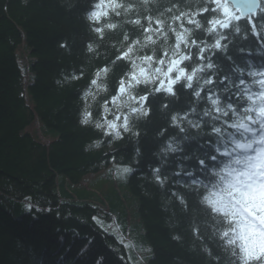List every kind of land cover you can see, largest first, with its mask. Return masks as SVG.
I'll list each match as a JSON object with an SVG mask.
<instances>
[{
	"label": "trees",
	"instance_id": "obj_1",
	"mask_svg": "<svg viewBox=\"0 0 264 264\" xmlns=\"http://www.w3.org/2000/svg\"><path fill=\"white\" fill-rule=\"evenodd\" d=\"M98 3L101 0H0V264H137L131 257H136L132 230L138 227L151 248L140 264H244L239 239L229 245L221 234L231 220L212 211L205 199L215 198L213 193L224 187L215 173L229 158L216 153L218 159L208 171L198 161L223 148V142L231 149V137L251 136L229 127L237 119L231 112L227 117L214 111L205 117L203 112L211 109L209 91L220 96L222 106L233 103L240 115L252 106L245 91H262L257 81L264 80L259 75L264 72V0L245 16L221 0L228 17L214 0H104L102 9L95 7ZM93 11L108 14L86 20L85 13ZM225 18L231 20L229 28L217 26L216 32L226 36L222 44L227 48L210 50L217 67L201 76L214 75L215 83L204 87L202 99L193 96L195 82L185 89L182 81L174 86L176 96L163 91L148 95L147 117L129 118V109L120 108L117 97L131 61L117 56L132 41L143 42L151 34L157 44L131 55H151L155 47L160 58V32L174 44L169 26L181 30V24L193 30L190 39L213 43L216 34L204 29L211 26L208 21ZM189 19L202 27L196 29ZM157 20L164 21L162 27ZM149 23L160 32L146 33ZM109 24L116 27H106ZM192 52L193 60L185 62L189 70L200 63L198 49ZM210 52L204 54V63ZM104 68L110 71L97 77ZM241 79L245 84H239ZM101 85H107V91ZM148 92L140 86L137 95ZM259 103L257 98L255 106ZM192 108L196 111L189 118L201 127L183 122L186 131L181 132L172 125L171 115ZM125 116L130 131L122 127ZM213 126L220 127L221 134L213 133ZM169 142L175 151L168 150ZM121 163L133 169L126 192L136 196L137 227L130 224L118 188L111 196L96 192L89 197L75 195L67 185L68 178L80 181L87 173ZM58 174L67 177L57 180Z\"/></svg>",
	"mask_w": 264,
	"mask_h": 264
},
{
	"label": "snow or ice",
	"instance_id": "obj_2",
	"mask_svg": "<svg viewBox=\"0 0 264 264\" xmlns=\"http://www.w3.org/2000/svg\"><path fill=\"white\" fill-rule=\"evenodd\" d=\"M214 2L217 4L219 8L223 9V12L225 14V17H228V8L225 4L221 3V0H214ZM104 0H101V3L96 4L97 9H102L104 7ZM111 7H119L120 5L117 4H110ZM207 11V9H205ZM108 13L106 11H93L90 13L91 17L99 20L101 16L107 15ZM180 17H176L175 20H179ZM239 19V18H237ZM151 21V18H149ZM189 23H194L196 29H200L201 27H197V24H200L198 21H193L189 19ZM135 24H140V20L134 21ZM158 25H161V22L159 20L156 21ZM208 23L211 25L210 27L206 28L210 31H204L207 34H216V38L214 39L213 43H208L206 40L197 41L196 39H190V36L185 43H178L177 37L175 35V32L172 31L175 35V43L173 45H176L180 50L184 52L185 55L189 54V51L191 52L190 60H186L188 62H191L193 60V52L192 49L196 48L198 49V52L196 53V60L200 61V63H194V65H199L202 69L201 73L205 72L206 70H212L215 67H217L211 60V56L214 55V52H210V50L215 49L217 51L226 50L227 45L222 44V41L226 39V36L221 35L219 32H216L217 26H219L221 29H228L231 23V20L229 18L225 19H212L208 21ZM201 25V24H200ZM180 26V31L183 32V29H190L185 28L183 24ZM109 28H114L116 25L109 24L107 25ZM176 30L175 28H172ZM192 30V29H190ZM97 32H100L101 29H96ZM146 33H152V32H160V29H152L151 23H149V27L147 29H144ZM193 31V30H192ZM235 31L238 33L240 31L238 26H235ZM253 31L254 34H256L258 37L260 33H255V26L253 25ZM127 36V35H126ZM152 37L151 34L146 35L144 37L143 42L139 39L132 41L131 44H129L127 50L123 53H121L119 56H117V60H129V57H133V54L135 51H137L141 44H148V38ZM128 40V36L127 39ZM193 41L195 43H193ZM185 44L188 45V47H185ZM210 52V55L207 58V63H204L205 61V53ZM147 56V55H144ZM162 57L167 59V56L163 53ZM131 61V60H129ZM183 61L179 67L185 68L187 67L185 65V62ZM132 63V61H131ZM185 65V66H182ZM191 67V68H192ZM188 68V67H187ZM104 71H107V68L102 69ZM258 73L256 72H250L249 75L255 76ZM177 75V72L175 70L169 72V76L172 78H175ZM259 75H264V72L259 73ZM203 78V77H202ZM224 79H221V83H223ZM203 80H210V83L204 85H213L215 83L214 75L208 76L207 78H203ZM165 84L168 83V79H165L163 81ZM186 81H183V87L184 83ZM195 80L193 81L194 85ZM92 85H97V80L93 79L91 81ZM159 83V81H158ZM196 83V82H195ZM257 83L260 84L262 91L258 94H249L247 91H245V96L249 101H252V106L245 107L243 109V115H240L237 107L229 102L225 106H222L221 104V98L219 95H217L214 91H209L207 94V101L210 103V99H214L216 97H219V106L218 108H223V111H220L218 109L212 110L209 115L212 114V112H216L219 114H222V116L227 117L229 115V112L233 114V116L237 117L236 120L231 122L229 124V127L236 129V131H239L242 133H251V137L243 136L242 139H236L234 137H231V150H229V146L226 142L223 146V151L221 152V149L219 147H216L214 152L211 154H206L204 159H201L198 161V165L204 169V171H208L209 168L212 165V162L217 161L218 156L216 153H219L221 157H228L229 159L227 162H223V167L221 168L220 172H216L215 175L219 176L220 180L223 182L224 187L221 189L219 193H213V196L215 198H209L205 197L207 202L212 206V211L217 213H223L224 218L230 219L231 222L228 224L227 228L222 231V236L228 239V244L232 245L235 243V240L238 238L240 241L239 248L242 255L239 256V259L244 261V264H252V262H255V264H264V80L257 81ZM180 84V83H178ZM197 84V83H196ZM239 84L243 85L245 84V81L241 79L239 81ZM177 85V84H175ZM174 85V86H175ZM195 91L197 89L200 90V97H196L194 95L195 91L193 92V96L199 100L202 99L201 92L204 90L203 88H200V85L197 84ZM173 86V87H174ZM123 82H121V88H123ZM191 88L188 89H192ZM175 90V87H174ZM227 91V89H225ZM257 98L259 100L258 107L255 106L257 103ZM115 100L116 97H113ZM148 100V96L144 97V102L146 103ZM212 108V105H211ZM209 109H205L204 112ZM107 111V108L105 109ZM255 111L257 113L256 117H253L251 113ZM203 112V113H204ZM204 115V114H203ZM205 116V115H204ZM205 116V117H207ZM219 116L213 117V119H219ZM117 119H120V117H117ZM85 122H87L85 120ZM225 124H228V121H224ZM258 124L259 129H255L250 127V125ZM109 126L112 128H116L117 125L114 122H109ZM175 126V125H173ZM124 130L126 131L129 129V122L128 117H124V123L122 125ZM221 128L213 126L212 132L215 134H221ZM257 131H259V135H257ZM119 135V133H117ZM211 143V142H209ZM168 150L175 151V147L172 145L171 142H169ZM217 167H220V165H217ZM124 171H128L127 169H124ZM157 172L159 169L156 170ZM221 172L226 173V175H221ZM159 179V177H158ZM233 224H235V228H233ZM231 233H235L234 236H230ZM236 255V253H233Z\"/></svg>",
	"mask_w": 264,
	"mask_h": 264
},
{
	"label": "clouds",
	"instance_id": "obj_3",
	"mask_svg": "<svg viewBox=\"0 0 264 264\" xmlns=\"http://www.w3.org/2000/svg\"><path fill=\"white\" fill-rule=\"evenodd\" d=\"M26 2V0H23ZM91 13V12H90ZM90 13H85L86 20H93L94 18L91 17ZM176 19V17H173ZM163 25L164 21H160ZM202 25L197 24V27H201ZM107 27V25H106ZM182 27V26H180ZM170 31H174L177 37L178 43H185V41L192 35V30L190 29H183V32L180 30H174L169 26ZM205 31H210L206 29ZM160 36L163 37V44H161L160 50L167 56V59L164 57L156 58L157 49L155 47L152 48L151 55L147 56H133L129 57V60L132 61L130 65V70L125 73V77H121L119 81L118 87V106L120 108H127L129 109L128 117L131 118L133 114L136 115V118L140 117H147L150 113V108L145 106L144 97L148 96L149 94L155 95L156 93L164 92L167 96H176V91L174 90V85L181 83L182 81H186L184 83V88L188 89L193 86V81L200 85V88H203L204 85L210 83V80H203L201 76V67L199 65H194L191 70L187 67L180 68L179 65L186 60H190L191 52L189 51L188 55H185L182 50H180L176 45L168 43V35L166 32H160ZM124 39H127L125 35ZM159 39V37H158ZM148 44H141L138 51H142L145 47H149L151 45H156L157 40L152 39L151 37L148 38ZM193 43H195L193 41ZM185 47H188L185 44ZM89 51L92 50L91 46H89ZM175 70L177 75L175 78L169 76V72ZM107 71L99 70L96 75L97 77L106 76ZM168 79V83L165 84L163 81ZM159 81V83H158ZM121 82H123L124 87L121 88ZM140 86H144L149 89L148 93L143 95H137V90ZM102 91H107V85H101ZM194 95L196 97H200V90L197 89ZM95 99V96H93ZM210 103L212 108L206 110L203 114L205 116L209 115L212 110H220L223 111V108H218L219 106V97L214 99H210ZM138 105V106H137ZM168 107L167 104L162 106V109H166ZM196 111L195 108L190 109L188 112L180 113V112H173L171 115V123L177 127H180V131L184 132L186 129L181 127L183 122H186L188 126L193 129H199L201 127V123L190 119L191 113ZM131 129H127L126 131H130ZM163 131L161 132V135ZM137 154H139V149L136 150ZM127 169L128 171H124ZM125 173L129 175L132 173L133 169L125 166L123 168ZM127 176L121 177V179L127 180ZM226 219V218H224ZM228 225H225L227 227Z\"/></svg>",
	"mask_w": 264,
	"mask_h": 264
},
{
	"label": "rangeland",
	"instance_id": "obj_4",
	"mask_svg": "<svg viewBox=\"0 0 264 264\" xmlns=\"http://www.w3.org/2000/svg\"><path fill=\"white\" fill-rule=\"evenodd\" d=\"M250 127L252 126L250 125ZM125 166L131 168L130 164L121 163L102 168L98 171L87 173L80 181L73 182L69 178L66 181L69 189L72 190L75 195L85 194L89 197H94L96 192L106 196H111L114 190L118 188L126 200V205L128 206V211L130 213V224L137 227V225L140 223V218L137 217L136 214V196L134 194L129 195L126 192L128 189V178L126 181L121 179V177L129 176L128 173L123 171ZM63 177L67 176L65 174H58L57 180H61ZM104 221L108 222L109 220L104 219ZM101 222L103 223L102 220ZM110 228L114 229L112 226H110ZM141 229V227H138L132 230V234L134 236L133 248L136 250V257L131 258L132 260L135 259L137 264H140L141 261H144L146 255L151 252V248L141 236Z\"/></svg>",
	"mask_w": 264,
	"mask_h": 264
},
{
	"label": "water",
	"instance_id": "obj_5",
	"mask_svg": "<svg viewBox=\"0 0 264 264\" xmlns=\"http://www.w3.org/2000/svg\"><path fill=\"white\" fill-rule=\"evenodd\" d=\"M230 2L241 15H247L248 13H254L257 11L260 5V0H226Z\"/></svg>",
	"mask_w": 264,
	"mask_h": 264
},
{
	"label": "bare ground",
	"instance_id": "obj_6",
	"mask_svg": "<svg viewBox=\"0 0 264 264\" xmlns=\"http://www.w3.org/2000/svg\"><path fill=\"white\" fill-rule=\"evenodd\" d=\"M259 7H260V5H259Z\"/></svg>",
	"mask_w": 264,
	"mask_h": 264
}]
</instances>
